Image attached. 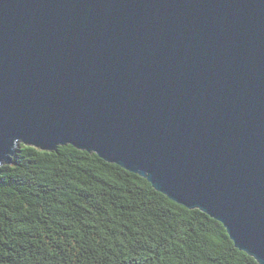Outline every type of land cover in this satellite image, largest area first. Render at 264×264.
<instances>
[{
    "label": "water",
    "instance_id": "95a60500",
    "mask_svg": "<svg viewBox=\"0 0 264 264\" xmlns=\"http://www.w3.org/2000/svg\"><path fill=\"white\" fill-rule=\"evenodd\" d=\"M70 145L264 264V0H0V165Z\"/></svg>",
    "mask_w": 264,
    "mask_h": 264
},
{
    "label": "trees",
    "instance_id": "16d2710c",
    "mask_svg": "<svg viewBox=\"0 0 264 264\" xmlns=\"http://www.w3.org/2000/svg\"><path fill=\"white\" fill-rule=\"evenodd\" d=\"M0 264H258L222 225L70 145L0 165Z\"/></svg>",
    "mask_w": 264,
    "mask_h": 264
}]
</instances>
